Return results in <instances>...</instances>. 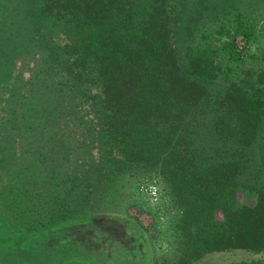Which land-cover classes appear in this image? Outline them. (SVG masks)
<instances>
[{"label":"trees","instance_id":"1","mask_svg":"<svg viewBox=\"0 0 264 264\" xmlns=\"http://www.w3.org/2000/svg\"><path fill=\"white\" fill-rule=\"evenodd\" d=\"M216 8L217 0H0V91H20L0 112V157L20 140L12 157L33 158L15 175L26 224L43 213L67 225L104 210L125 179L154 175L177 209L174 255L154 264L264 254V68L238 72L203 44L198 23ZM17 232L0 226L5 240ZM37 233L24 235L26 246ZM10 249L0 243V264H21Z\"/></svg>","mask_w":264,"mask_h":264},{"label":"rangeland","instance_id":"2","mask_svg":"<svg viewBox=\"0 0 264 264\" xmlns=\"http://www.w3.org/2000/svg\"><path fill=\"white\" fill-rule=\"evenodd\" d=\"M211 16L209 20L198 23L199 33L205 32L206 35L203 44L223 51L226 63L231 60L238 72L246 68H264V0H217L216 11ZM241 28L246 29L247 34ZM200 34L199 38H202ZM181 37L175 42L180 47ZM198 43L199 40L196 41ZM29 63L25 62L28 68L31 67ZM25 71L28 69L25 68ZM13 89L0 91V112L5 113L8 100L17 92L20 93ZM22 145L20 140L11 147L7 144V152L8 155L11 152V156L0 157V215H4L2 217L7 222L0 223V226H12L20 232L11 240L0 237V243L11 248L10 255L17 253L14 261L16 259L21 264H154L156 260L174 255L176 244L173 223L177 209L162 181L154 175L139 180L125 179L121 194L112 202L106 201L104 210L96 209L99 211L74 218L67 225L43 219V213L36 222L29 221V225L26 224L25 217L29 213L22 209L27 206L18 194L15 175L24 168L25 163L30 165L33 158L12 157L20 155L19 148ZM42 158L44 160L46 157ZM46 159L49 162H44L47 167L52 157ZM43 168L37 172L47 178ZM31 171L28 169L27 172ZM239 199L240 202L248 201L246 194H240ZM17 212L22 216L14 217L13 213ZM217 217L222 218L221 213ZM56 224L59 225L54 228ZM70 227H75L71 233L67 232ZM36 231L42 233L36 234V244H29L28 241L26 246L24 235ZM51 232L54 234L52 238ZM251 260L264 264V254L244 250L215 253L199 264Z\"/></svg>","mask_w":264,"mask_h":264}]
</instances>
